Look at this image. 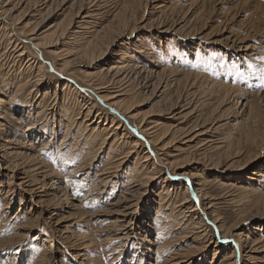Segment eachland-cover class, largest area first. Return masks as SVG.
<instances>
[{
  "label": "rangeland",
  "instance_id": "rangeland-1",
  "mask_svg": "<svg viewBox=\"0 0 264 264\" xmlns=\"http://www.w3.org/2000/svg\"><path fill=\"white\" fill-rule=\"evenodd\" d=\"M26 1L27 3L29 1L30 5L27 6V3L24 2L25 4L23 5V7H19L21 4H23V2H19V0H12V3H14L15 5L20 4L19 6L17 5L15 7V9L17 8L18 10L14 9V17L16 20L18 19L17 23L23 21L22 25L23 29H26L25 31L35 28L36 25L39 24V22L41 24H39V28L44 27L43 29L47 30L49 29V26H55L59 23H64V21V24H66V20L69 19H67L68 14L69 16L71 14H73V16H76V14L79 12H81V17L86 16L88 12L91 15L90 22L92 21V23L95 24V27H97L98 30L104 29L106 32V28L108 26H111L114 30H117L119 29L117 26H119L120 22H118L119 14L122 13V10L125 8V6H133L132 8L135 9V17L133 15L128 16V18L131 20L130 24L132 28L135 26V31L131 38L132 40H129L130 30L128 31V29H131V27L127 30H124L125 35H116V37L114 38L112 37L114 35L112 34L113 31L110 30V32L112 31L111 34L108 31V36L103 40V42L107 43V45L109 43L110 45V42L112 41L113 45L108 48L105 57L94 62V68L86 67L85 64H88L89 61L84 60L85 62L77 61L78 63L75 64L72 69L75 72L76 76L82 77L84 75V72H98L101 68H110V66L114 64L115 60H118L116 56L117 53L120 50H124L127 55V61H131L132 63L137 64L139 67H143L142 73L144 74H140L138 77L133 75L129 76L128 80L130 82L127 84L129 85L128 90L130 87H134L132 90H129L128 96L126 97L130 101L134 102V107H136L137 113H139L142 117H150L151 115V119L153 122H156V124L164 125V129L168 130L173 128L174 126H180V128L184 127L186 129L188 126H190L189 124L193 120L183 121L182 125L180 124L182 123V120H178L179 122L177 120H174L177 119L173 117L174 111L176 113H180L185 109L188 112L193 111L191 117H197L200 124H204L211 130H209L207 132L208 134L201 138L202 142L205 141L206 138L209 141H217V139L219 140V138H223L227 141H225L226 143L223 145L226 148L217 150L220 153H223L224 150L226 151L230 146L239 150L243 148L242 154L243 152L245 154L242 155V157L240 156L239 158L235 159V161L237 160L241 162V167L237 166V168H230L227 174L223 172L225 167H222V169L220 170L209 171L206 175L203 176L206 181L212 182V184L208 186L209 193H211L215 198L219 199L218 206L216 207L217 214H219L228 225L236 223L241 218V216H238V214L241 213L244 209H247L248 202L243 203L238 211L234 207L236 203H230L229 200L225 197V193L222 192V185L228 183L236 185H239L241 183L243 184L244 182H246L245 185H247L248 183H253V172L259 171L256 170L259 166H264V150L260 153L262 155V158L259 159V161L256 163L252 162V164L254 163L253 165H250V160H247L248 153L251 151L248 145L245 144V140L247 138L246 134L248 132L247 128H244V123H246V115L249 109L253 111V116H258L259 114L264 115V79L261 78V74L259 72L253 74L254 69L264 68V0H85V2L84 0H55L52 10H50L51 12H48L46 11L47 9H44V3L46 2L45 0ZM63 1L64 4H62ZM14 4H12V6ZM49 5H51V2ZM12 6H10V8ZM70 9L71 13H69ZM46 12L47 14H51L47 15L46 17ZM41 16L43 17L42 19ZM75 20L77 19L75 18ZM80 20L81 19H79V21ZM77 21H74L73 23ZM32 23L34 26L32 25ZM75 24H73L71 32L73 30H79L78 32H80L81 34H79V37L76 38L78 39L76 41L74 37L70 35L71 33L69 35H66V37L61 41V43L63 44H60L59 46L61 51H65L66 49L65 53H68L70 50H72V47H70L67 43H75L78 41L76 43L78 45L80 35V43L86 42L87 40L85 41V39H88L90 37V35L87 34L88 31L86 28L84 30V28H81L80 25L78 26V24ZM22 25L19 26L22 27ZM167 30L168 32H166ZM190 32H195V37H193L192 39H187L186 35H188V33ZM1 34L2 37L6 38L4 36L2 28L0 27V37ZM119 36H121V38H117ZM108 37L111 38L109 39ZM137 39H139V41H137ZM6 40L8 41V39ZM233 40L236 41L234 46ZM216 42H219L220 44H216ZM122 43H124L123 45H126L128 49H125V47L122 46ZM238 43L239 46H243L245 47V49L248 48V50L238 52V49L236 47L238 46ZM67 47H69V49ZM139 49L143 52H138ZM3 52L4 48L2 49L1 53ZM172 69H175V71L179 72H174L172 71ZM45 70L47 71V86H49L50 90L52 91L49 100L53 98L56 89V93L60 96H62V94H68L69 92H63L65 85L64 83H66L67 79L62 78L56 72L57 70L54 71L50 68H45ZM17 72L18 70H12L11 66H9L8 68L6 67L5 70L1 69L0 75L7 74L8 76V79L5 83L6 86H2V83H0V98H3L5 101H8V99L4 98V95L2 93L11 95L16 90V84L15 82H11V80L13 79L14 75L18 74ZM158 73V78H163V80L159 84L158 80H156V77H154ZM103 78L104 76L100 77V79ZM57 79L59 80L58 88H56V81H58ZM72 79L74 78L72 77ZM115 80L116 78L113 77V79H110V83H115ZM174 80H182L181 85L174 88L172 86H167L171 82L173 83ZM75 81L77 82V80ZM98 81L102 82L100 80ZM76 82L71 81L70 84L72 85ZM147 82L149 85L147 84L146 87L148 86V88H144V85ZM154 82H156V89H154L155 93H152L153 87L151 86V84ZM82 85L83 84L79 82L77 86L73 87V89L78 88L77 91L81 96V98L79 99L81 104L88 101H90L89 104L91 102L94 104L96 103L93 113L89 117V121H101L102 123L99 124L98 127L100 129L103 128L104 130H102V134H100L101 136H104V138H106L110 133H105V129L107 127L103 126L104 119L100 120V118L103 117L101 116V114H105L104 116H108L109 118H111V116L114 117V114L108 109V107H106L104 102L97 100V97H95L93 93L90 92V88L86 89V87H83L85 85ZM164 88L166 91L162 95H160ZM42 89L44 92V90H47V87L45 88L43 85ZM76 94L74 92V95ZM221 96H226V100L224 101V103H221L218 100V98ZM232 96L235 97L236 100H238V106L234 103L233 98L231 99ZM65 99H60L57 103H60V106H65L68 108L70 106L69 104L73 102V98L67 99L65 97ZM84 99L87 101L84 102ZM203 102L204 104H202ZM80 105L77 107L72 104V109H69L70 113L68 111L66 115L63 114L62 116L63 124H69L70 126V128L68 129L69 131L66 128H63L60 131L59 127L54 131L51 121H48V124V122L45 121H43V123L42 121L40 122L41 117H39L38 121L35 120V117L33 119L34 123L35 121H37L34 135L40 136L38 140L42 137L45 139L44 141H51L55 137V141L53 140L51 144L53 146V149H55L54 145L60 146H58L60 151L59 158L66 153H72L73 155H75V152L80 151V147H82L81 135H83V133L81 132H83L82 130L85 127L80 130L78 129L76 124L80 125V123L83 121V115L80 120H69L68 117L69 115H73L72 118H76L77 116H74V114L76 115L78 110L81 111ZM46 106L47 104L44 107ZM22 108H28L30 109V111H32L33 104L30 101H28V103L20 101L15 102L12 106H10L8 112L10 119L6 122L1 120V122L5 124V126H3V130L1 131V134H4L6 131H11L9 128V124L11 123V116H13L14 114L17 115V113L19 114L21 110H23ZM96 109L98 110L96 111ZM187 109H189L190 111ZM214 109L216 111H214ZM32 113H34L33 115L35 116L36 112L33 111ZM56 119L58 120V117ZM116 120L118 121L117 123H119L120 125L122 124V129H126V133L128 134V136L131 137V139H133L134 141H137L138 145H140L142 151L139 155V159H141L143 151H145L147 147V142H145L143 137L138 133L135 134L130 129V127H126L124 122H120L118 118H116ZM215 120H217V122ZM97 123L93 127H96ZM212 123L217 124L216 126L212 127ZM26 124L25 126H22V124L19 125L20 129L17 130V136L20 135L26 128ZM134 125V127L137 128V125ZM259 128L260 130L256 132V135H264V123H262ZM91 129L92 127L90 128V130ZM14 130H16V128H14ZM76 130L80 131L79 134L76 133ZM58 131L60 133H58ZM92 132L93 131L91 130L89 133ZM67 133L70 134L68 135ZM141 134L144 136L142 129ZM73 135L74 137H72ZM168 135H170V132L168 133ZM51 136L53 137L50 139ZM5 137H10V135L4 136V138ZM18 137L16 138V140H20ZM144 138H146V136H144ZM171 138L172 137L170 135L166 141H170ZM181 138L182 136L179 137L176 142H174L176 144L172 146L171 149L168 150V152H171V154H173L175 153L173 147L175 148L177 146H182L181 143H183V141ZM34 140H36V143L38 142L37 139L33 138V141ZM113 140L114 138H111L109 144L112 143ZM21 142L17 141V146L15 147H17V151H21V153H24L25 155V152L27 151L26 146L28 145L29 141H24L22 139ZM100 142L101 141H99L98 139H92L90 143H95V145L97 144V148ZM63 143L69 145L66 146ZM123 144H125V142ZM123 144H121L119 148L114 151V153L112 152L111 160H114V157L120 155L124 150V153H126L131 150V147H133L132 142L126 141L125 146ZM118 145L119 144L117 143L115 146L118 147ZM194 145L196 144L193 143L189 149L182 150V152L180 153L177 152V154L175 153L172 159H167L171 160V162H181L185 158H196V154H198V151L200 149L196 150ZM36 146L38 148L37 151L39 152L38 156L42 155V157H46V153L44 152L45 150L40 149V144L38 143L36 144ZM75 147L77 150L75 149ZM206 147L207 146H205V148ZM66 148L70 151L68 152ZM253 148L254 147H252V149ZM255 150L253 149L252 151L254 158L256 154ZM217 151L211 149L209 154L216 153ZM82 154L81 156L85 159V161H83V164L78 163V159L76 158L71 162L69 161V164L67 162V164L70 166L69 169L72 170L66 168L61 169V167H59L58 165V161H54L56 163L55 170L57 171L55 172L62 176L61 185L64 188H67L68 195L71 198L70 201H75L76 203L74 202V204L81 205V212L84 211L85 213H87L84 218L89 217L88 220L92 218L90 219L91 221H89L88 224H85L78 218H74L75 216L72 217V211L67 208L69 205H67L65 201L62 202L63 204H60V198L63 194L61 193L58 195V185L57 187H54L55 190L53 191L55 192L51 191L52 189L50 190L52 195L48 196L47 198L50 197L49 200L53 201L51 203L52 206L43 217L47 219L53 211H56L58 212L56 216L57 219L70 217L72 221L76 220L74 223H76L77 225L75 227L74 233H76L77 231L78 234L76 236H78V238L82 240V245L86 243L88 244L87 246H85V248L80 245L78 249H80L81 252L86 255H84L79 260H75V258H73L72 256V254L74 253V249L72 248V252L70 247L71 245L64 240V237H62L61 234L54 233L52 228L49 227L46 222H40L38 227L33 231L24 230V232H30V235L28 234V237L22 239L21 242L17 241L19 242L17 243L13 240L16 239L17 235L19 234L16 228L19 226L27 225L29 221L25 215L30 216L29 213H31L32 210L38 208L36 207L35 201H28L29 196L26 194L23 195L28 199H24V201H22L23 203L21 202L20 190L16 187V184L20 182L19 179L23 175H21L22 172H19V174L8 173L7 176L3 178V183L0 186L1 190L3 191L2 195L0 193V245H2V247H0V264H37L38 262V264H113L114 262V264H164V261H166L167 257L171 256L174 252L177 251V249L172 245V242L174 243L178 239L179 235H181L180 233L178 235V232L180 231H176L178 227L183 225V223L181 224L182 220L179 217L180 212H178L177 206L182 203L184 194L187 192L186 190L188 188L186 185V180H168L172 185L176 187L173 188L176 190V200L173 201V204L175 202L177 203V206H167L168 200H165V195L163 196L164 200L161 198L159 199L158 196H156L159 191L158 185L161 186V184H164L165 180H158L155 187L151 186L146 195L143 194V196L141 194L136 197L137 199H132L134 200L133 205H136L138 210L136 211L137 220H134V225L130 226L132 227L131 229L136 227L139 223L138 228L145 227L148 230L153 228L152 231H154L156 225L153 224V220L154 218H159L160 220L163 219L162 222H164L165 228L161 229L158 235H161L163 233V236H158L157 239L154 238L150 243H148L142 240L145 234L141 232V235L138 234L140 236H137L133 240L131 239L130 241L123 244L119 240L110 242L108 236H112V233L114 232L113 230L118 225L123 224H115L114 221L116 216L114 214L105 212L106 207L109 208L115 202V200H117L118 196H121V193L124 194L131 190V187L137 185L138 183H136V180H139L138 178L141 177L142 174L140 173L139 175L138 172V177L134 174H132V177L129 176L128 173L125 175L126 172L120 171V173L114 174L116 175L115 179L112 178L108 179L107 181L103 180V176L99 178L101 171H104L103 169L107 170L108 168H110L112 163V161L110 160L109 164L107 163L106 165L105 161L108 158V154L104 155V153L100 154L97 159L99 160V158H101L102 160V158H104L103 162H101L100 160L94 163V165L98 164V166H95L96 168L93 167V165L92 168L85 169L87 170V172L85 170H83L85 172H79V170L86 165L87 161L86 151L83 150ZM22 158H25V156H20L18 158V162H22ZM129 158L130 161L132 160V163H135L137 161L134 160V156L133 159L132 157ZM224 158H227V155L222 157V159ZM31 164L32 162H30L29 165ZM194 165L196 164H192L188 168H192L194 167ZM97 167L99 171L97 170ZM75 168H77L78 170ZM159 170L160 173L157 178L159 179L160 175L165 178L168 172L163 167H161ZM147 171L148 170H146V172ZM69 173H72L71 177ZM193 173L196 172L193 171ZM93 178L96 179L93 180ZM132 178L134 179V181ZM98 183L100 184L99 186L97 185ZM260 183V189L262 188V190L264 191L263 178H261ZM178 184L179 186H181L182 184V187H178ZM76 185L79 186V188ZM39 187L41 186L38 185L36 188ZM39 190L42 189L40 188ZM250 191L254 190L251 188ZM191 197V201L195 202L196 200L194 196L192 195ZM170 198L171 196L169 197V199ZM4 199H6V201ZM88 199L91 202H89ZM249 199L255 200L256 198L249 196L248 200ZM239 201H242V199H240ZM8 203H11L9 209H7L8 205H6ZM20 203L22 204L20 205ZM53 203L55 205V208H52L54 206ZM57 205H59L60 208L56 209ZM124 206L126 205H123V207ZM41 207L45 208L44 204H41ZM173 208H176V210H174L173 217H171L169 213H171ZM133 209H135V207ZM163 212H165V214ZM13 217H15V220L10 221ZM129 219V217L126 218V225H128ZM171 220L173 224L171 223ZM261 223H264V221ZM178 224L181 225L177 226ZM253 225L255 224L253 223ZM172 226L173 228H171ZM210 227V234L212 235L211 237L217 239L219 237L217 231L214 227ZM252 228L253 227L251 222L244 223L242 226V229H244L243 233L246 236H250L251 238L253 233ZM173 233L176 236L171 239L170 236ZM166 236L167 238H169L170 242L166 241L164 243L163 241L167 239L165 238ZM120 237L121 236H119V238ZM150 239H152V237ZM155 239L157 241H155ZM182 243L184 245L181 247V249L189 250L190 245L193 242L183 241ZM166 244H170L169 247L166 246ZM204 244L205 242H202V245ZM146 246L148 248V251H146L145 249ZM159 246H161L160 249L162 248V251L158 250ZM180 246L181 244L178 247ZM73 247H75V244ZM230 247L231 244L228 243L222 245L223 249H230ZM230 252L231 250L229 251V253ZM193 257L194 258L190 260L196 262V264L201 263V261L203 264H210L214 261L213 251L206 253L204 256L200 255ZM218 260H220V258ZM188 263L189 261L183 264Z\"/></svg>",
  "mask_w": 264,
  "mask_h": 264
},
{
  "label": "bare ground",
  "instance_id": "bare-ground-1",
  "mask_svg": "<svg viewBox=\"0 0 264 264\" xmlns=\"http://www.w3.org/2000/svg\"><path fill=\"white\" fill-rule=\"evenodd\" d=\"M45 1L46 2L44 3L45 4L44 9H47L46 11L51 12L50 10H52V7L54 5L55 0H50V1L45 0ZM19 2H23V4H21V5L17 4L18 6L20 5L19 7H23V5L25 3H27L26 0H19ZM50 2H51V5H49ZM84 2H85V0H84ZM14 3H12V0H0V27L2 28V30L4 32V36L6 37V38L2 37L3 33L1 32L2 34L0 37V72H1V69L5 70V68L6 67L8 68L9 66H11L12 70L14 69V71L18 70V72H17L18 74L14 75V76L12 75L13 79L11 80V82H15V84H16L15 92L12 93L11 95H6V94L2 93L4 95V98L8 99V101H5L3 98H0V186L3 183V178L6 177L8 173H10V174L11 173H18L19 174V172H22L21 175L23 174L25 176L22 175L19 179L20 182L16 184V187L20 190L21 202L24 201V199H28L23 195V194H26L29 196L28 201L29 200L35 201L36 207L38 209L32 210L31 213H29L30 216L25 215L29 221L27 220L28 221L27 225L19 226L16 228V230L19 232V234L16 232L18 234L17 238L13 239V240L16 242L17 241L21 242V240L24 238H27L28 234L30 233V232L29 233L24 232V230L33 231L35 228L38 227L40 222L41 223L46 222L49 225V227L52 228L54 233L61 234V236L64 237V240L71 245L70 247H71L72 252L74 249V253L73 254L71 253V254H72L73 258H75V260L76 259L79 260L84 255H86V254H83V252H81L80 249H78V247L80 245L83 246V248H85V246H87L88 244L86 243V244L82 245L81 244L82 240H80L78 238V236H76L78 234L77 231H76V233H74L75 227L77 225L76 223H74L76 220L72 221L70 219V217H66V218L63 217L61 219H57L56 216H57L58 212H56V211H53L47 219H45V217H43L45 215V213L50 210L49 208H51V206H52L51 203L53 201L49 200L50 197L47 198L48 196L52 195L50 190L51 189H52L51 191L55 190L54 187H57V185H58V191H59L58 195L61 193L63 194V195H61V198L58 197L61 200L60 204H63L62 202L65 201L67 203V205H69L67 208L70 211H72V213H73L72 217L75 216L74 218H78L79 220H81L85 224L86 223L88 224V222L91 221L90 219H92V218H90L88 220L89 217L84 218V216L87 213H85L84 211L81 212V209H80L81 205H76V204H74L75 201L74 202L70 201L71 198L68 195L67 188H64L61 185V177L62 176L60 174L56 173L57 172L55 170L56 163L54 161H58V163H59L58 165H59V167H61V169L62 168L69 169L70 168V166L68 165L69 161L71 162L75 158L78 159V161H77L78 163L83 164V161H85V159L82 157L83 156L82 151L84 150V151H86V154H87L86 155L87 161H86V165L85 166L83 165L84 167L81 166L82 168L81 169L79 168L80 169L79 172L83 171L85 169H88V168H92V166L94 165L95 162L101 160V158H99V160H97V159H98L99 155L103 154V153H104V155L108 154L107 155L108 158L106 157L107 159L105 161V163L107 165V163L109 164L110 160L112 159V156H111L112 152L114 153V151L117 148H119V146L121 144H123L124 142H125V144H123V145L125 146L126 141H128V142L133 143V147H131V150L126 152V153H124V151H125L124 150L120 155L115 156L114 160H111L112 161L111 167L108 168L107 170L103 169L104 171H101V174L99 177V178H101L103 176V178H104L103 180L108 181V179H112V178L115 179L116 175H114V174H118V173H120V171L126 172L125 175L128 173L129 176H132V174L137 175L138 172H139V175H140V173L142 174V176L138 178L139 180H136V183H138L137 185H135L134 187H131V190H129L128 192H126L124 194H122L120 192L121 196L120 197L118 196L117 200H115V202L109 208L106 207L105 212H108L109 214H114L116 216L115 221H114L115 224H117V223L123 224V225H118L113 230L114 232L112 233V236H108L109 237L108 239H110V242L115 241V240H119L123 244L125 242L130 241L131 239L133 240L137 236H140L141 232L145 234V236L143 237L142 240H144L148 243H150L151 240H153L154 238L157 239L158 236H161L163 233L161 232L162 233L161 235L160 234L158 235V233H160L161 229L165 228V226H164L165 224H164V222H162L163 219L160 220L159 218H156V219L154 218V220H153V224L156 225V228H154L155 229L154 231H152L153 228H151L150 230H148L145 227L138 228L139 223L137 224L136 227L131 229L132 227H130V226L134 225L135 219L137 220L136 211L138 210L136 205H133V203H134L133 201L135 199H137L136 197H138L141 194L146 195L151 186L155 187L158 180H165L164 184H161V186L158 185L159 191L156 194V196H158L159 199L160 198L163 199L164 197H166L165 200H168L167 206H170V205H171V207H173L174 205L177 206V203L174 202V204H173V201L176 200V190L173 189L175 186L172 185L171 182L168 180L177 179V177H178V179L186 180V185L188 188L186 190L187 192L185 191L186 193L184 194V199H183L182 203L179 206H177V208H178L177 210H178V212H180L179 217L182 220V222H181V220H180V222H181V224L183 223V225H181V224L177 225V226L181 225L176 230L177 232L180 231V232H178V235H179V233L181 235H179L178 239L174 243L172 242V245L177 249V251L174 252L171 256L167 257V259L165 258L166 261H164V264H183L187 261H189L188 264H193V263L196 264V262H193L190 260V259L194 258L193 256H200V255L204 256L206 253H208L210 251H213V259H214V261L210 264H244V263L245 264H264V235H263L264 223H261L264 221V191L262 190V188L260 189V186H261L260 180H261V178L264 179V171H262V170H264V166H259L256 169L259 171L253 172V175H254V177H252L254 180L253 183H248L247 185H245L246 182H244L243 184L241 183L239 185L232 184V183L223 184V185L221 184L222 188H223L222 192L225 193V197L229 200L230 203H236L234 205L235 209H237V210L240 209V207L242 206L243 203L248 202L247 209H244L241 213L238 214V216H241V218L236 223L228 225L224 221V219L219 214H217V211H216L217 208L216 207L218 206V200L219 199L215 198L208 191V186L211 185L212 182L206 181V179L203 176L206 175L207 172H209V171L220 170V169H222V167H225L223 170V172H225V174L228 173L230 168H233V167L237 168V166L241 167V162L237 161V160L235 161V159L239 158L240 156L242 157V155L245 154L244 152L242 154L243 148L241 150H239V149L232 148L230 146L229 148L227 147L228 149L226 151L224 150L223 153H220L217 150H219L221 148H223V149L226 148L223 145L227 141L224 140L223 138H219V140L217 139V141H211V140L209 141L206 138V140L202 142L201 138H203L206 134H208L207 132L210 130V128H207L204 124H200L197 117H191L193 111H190L189 109H187V110H189L190 112L186 111V109L180 113H176L175 111L174 112L172 111L174 113L173 117L177 118L174 120H177V121L182 120V123H180L182 125H183V121H187V120L191 121L193 119L191 121V123L189 124L190 126H188L186 129L184 127L180 128V126H174L173 128L167 130V129H164V125L156 124V122H153L151 119V115H150V117L149 116L142 117L139 113H137V109H136V107H134V102L130 101L126 97V96H128L129 90H132L134 87H130L128 90L129 85H127V84L130 82L128 80L129 76L133 75V76L138 77L140 74H142V75L144 74V73H142L143 67H139L137 64L132 63L131 61H127V59H126L127 55H126L124 50H120L117 53L116 56H117L118 60H115L114 64L112 66H110V68H101L100 71H98V72H84V75L82 77L76 76L75 72L73 71L72 68L75 64L78 63L77 61H83V62H85L84 60L89 61L88 64H85V66L88 68H94V66H95L94 62L105 57L108 48L111 45H113L112 41L110 42V45H109V43L107 45V43L103 42V40L108 36V31L109 32H110V30L113 31V32L112 31L111 32H112V34H114L112 36L114 38V37H116V35H121V36L125 35L124 30H127L128 28L131 27V29H128V31L130 30L129 40L132 38L134 31H135V26L132 28V26L130 24L131 20L128 18V16L129 15L134 16L135 9L132 8L133 6H131V7L125 6V8L122 10V13L119 14L118 22L119 21L120 22H119V26H117L119 29H117V30H114L111 26H108L106 28V32L104 29L98 30V28L95 27V24H93L92 21L90 22L91 15L88 12H87V15L84 17H81V14H80L81 12H79L76 14V16H73V14H71L69 16V14H68L67 19L68 18L69 19L66 20L67 25L64 24L65 23V21H64V23H61V24L59 23L58 25L51 26V27L49 26V29L47 30V29H43L44 27L39 28V24H40V22H39V24H37L38 26L36 25L35 28L25 31L26 29H23V25H22L23 21H21V22L19 21L20 23H17L18 19L16 20L14 17V12H15L14 9L17 6ZM12 4H14V5L12 6ZM62 4H64V1ZM28 5H30L29 1L27 3V6ZM10 6H12V7L10 8ZM15 10H18V9L16 8ZM69 13H71V9H70ZM49 14H51V13H49ZM49 14H47V12H46V17ZM53 15H55V14H53ZM42 18L43 17L41 16V19ZM75 18L78 21L75 20ZM79 19H81V20L79 21ZM74 21H77L75 23L78 24V26L80 25L81 28H84V30L86 28L88 31L87 34H89L90 37L88 39L87 38L85 39V41L87 40L86 42H83L84 41L83 40L82 41L83 43H80V40H81V35H80L78 45L76 44L78 41L75 43H67L70 47H72V50H70L68 53L67 52L65 53L66 49H65V51H61L59 46H60V44H63V43H61V41L66 37V35L67 34L69 35L71 33L70 35L73 36L75 41H76V40H78L76 38H78L79 34H81L80 32H78L79 30L78 31L73 30L71 32L72 26H73V24H75V23H73ZM29 24H30V22H29ZM19 25H22V27H20ZM32 25H33V23H32ZM78 28H80V27H78ZM111 32H110V34H111ZM166 32H168V30ZM71 36H68V37H71ZM121 36H119L117 38H121ZM193 37H195V32L194 33L190 32V33H188V35H186L187 39H192ZM108 38L110 39L111 37H108ZM6 39H8V41ZM137 41H139V39H137ZM233 41H234L233 42V46H234L236 41L235 40H233ZM123 44L124 43H122V46H124L125 49H128V47H126V45H123ZM216 44H220V43L216 42ZM5 45H6V47H5ZM27 45H29V46H27ZM64 45H66V44H64ZM236 47L238 49V52L248 50V48L245 49V47L239 46V43H238V46H236ZM3 48H4V52L1 53ZM67 48L69 49V47H67ZM138 52H143V51L139 49ZM67 54H68V56H67ZM45 68H47V69L50 68L51 70H54V71L57 70L56 72L62 78L67 79L66 83H64L65 85H64L63 92H65V91L67 93L69 92L68 94H64V95L62 94V96H60L59 94L56 93V91H57V89H56L55 93L53 95V98L51 100H49L51 97L52 91L50 90L49 86H47V82H46L47 71L45 70ZM172 71L179 72V71H175V69H172ZM158 75H159V73L156 74L154 77H156V80H158V84H159L163 80V78L162 77L158 78ZM65 76H68L69 78L65 77ZM101 76H104V78L100 79ZM72 77L75 80H77L78 83L80 82L83 85H85V86H83V85L82 86L86 87V89L90 88L89 89L90 92L93 93V95L95 97H97V100L104 102L106 107H108V109L110 111H112V113L114 114V117H112L110 115L111 118H109L108 116H104L105 114L104 115L101 114V116H103V117H101L100 120L104 119L103 126L107 127L105 129V133L106 134L110 133L109 136H107L106 138H104V136H101V134H102L101 132L104 129L103 128L100 129L98 127V125L101 124L102 122L101 121H99V122L98 121H94V122L89 121V117L92 115L93 110L96 106V103L94 104L91 102L92 104L91 103L89 104L90 101L86 102L87 100L84 99V102H86V103L81 104V102L79 101L81 96H80L79 92L77 91L78 88L73 89V87L77 86L78 83L74 79H72ZM113 77L116 78L115 83H113V82L110 83L111 82L110 79H113ZM147 78H148V76H147ZM7 79H8L7 74L0 75V83H2V86H6L5 83H6ZM98 80H100L102 82H99ZM71 81L76 82V83L71 85L70 84ZM58 82H59V80L56 81V88H58ZM148 82L145 83L144 88H148V86L146 87ZM181 82H182V80H179V81L174 80L173 81L174 84L171 82L170 84H172V85L168 84L167 86H170V87L172 86L173 88L179 87L181 85ZM43 85L45 88L47 87V90L46 91L44 90V92L42 89ZM151 86L153 87L152 93H155L154 89H156V82L152 83ZM165 91L166 90L164 88V90L161 92L160 95H162ZM74 92H75V94L77 93L76 94L77 96L74 95ZM65 97L67 99L73 98V100H72L73 102L71 104H69L70 106L68 108L65 106H60V103H57V102H59L60 99H65ZM232 98H233L234 103L238 106L239 105V103H237L238 100H236L235 97H233V96L231 97V99ZM218 100H219V102L224 103V101L226 100V96H221L218 98ZM20 101H23L25 103L26 102L28 103V101L32 102L33 110L30 111V109H28V108L27 109L22 108L23 110H21V112L19 114L17 113V115H15V114L13 115L11 113L13 115V116H11V123L9 124V128L11 131L10 132L6 131L4 134H1V131L3 130V126H5V124H3L1 122V120L4 122L8 121L10 119L9 115H8L10 106H12L15 102H20ZM46 104H47V106L44 107ZM72 104H74V106H77V107L81 104L80 105L81 111L78 110L76 115L74 114V116H77L76 118H72L73 115H69V116L67 115V116L69 117V120H72V119L80 120L82 118V115H83V121L80 123V125L76 124V126L80 130L83 127H85L82 130L83 132H81V133H83V135H81L82 136L81 137L82 147H80V151L75 152V155H77V156L73 155L72 153L71 154L66 153L59 158V155H60V151L58 148L59 145H54L55 149H53V146L51 144V142L53 140L55 141V137L51 141H44L45 139L42 137L38 140V138L40 136L34 135V133H35L34 131H35L36 123H37L39 117H41L40 122L42 121V123H43V121H45V122L51 121V124L53 125L54 131L58 127L60 128V131L63 128H66L68 130L70 128V126H69V124L68 125L63 124V117L62 116H63V114L66 115L67 112L69 111V109L70 110L72 109V107H71ZM202 104H204V102ZM97 110L98 109H96V111ZM174 110H175V108H174ZM33 111L36 112L35 116L33 115L34 113H32ZM214 111H216V110L214 109ZM69 113H70V111H69ZM202 115H200V116H202ZM34 117H35V120H37V121H35V123L33 122ZM57 117H58V120L56 119ZM116 118H118L120 120V122H124L126 127H130V129L135 134L138 133L140 136L143 137L145 142H147L146 143L147 147H146L145 151H143L141 159H139V155L142 151L140 148V145H138L137 141H134L133 139H131V137L128 136V134L126 133V129H122V127H121L122 124L120 125L119 123H117L118 121L116 120ZM215 121L217 122V120H215ZM245 121H246V123H244V126H245L244 128H247V132H248L246 134L247 138L245 140V144L248 145V147L251 151L248 153L247 160L248 161L250 160L249 161V163L251 162L250 165H253L254 163L258 162L259 159L262 158V155L260 153L264 150V135H262V136L256 135V132H258L260 130L259 126L262 123H264V115L259 114L258 116H253V111L251 109H249V111L247 112ZM96 123H97V126L93 127V126H95ZM21 124H22V126H25V124H26V128L22 131V133L20 135H18L21 137L20 138L17 136V133H18L17 130L20 129L19 125H21ZM48 124H49V122H48ZM48 124H47V126H48ZM134 124L137 125V128L134 127L135 126ZM216 124L217 123H212V125H213L212 127L216 126ZM43 125H45V124H43ZM91 127H92L91 130L93 132L89 133L91 131L90 130ZM236 127H237V124H236ZM14 128H16V130H14ZM141 129L144 133V136H146V138H144V136L141 134ZM79 132H80L79 130L78 131L76 130V133L79 134ZM169 132H170V135L172 138L170 139V141L167 142L166 140L170 136V135H168ZM58 133H60V132L58 131ZM9 135H10V137L4 138V136H9ZM181 136H182L181 139L183 141V143H181L182 146L176 145L177 147H175V148L173 147V150L176 154H177V152L178 153L182 152V150L189 149L193 143L196 144V145H194L196 150H198V149H200V150L198 151V154H196L197 155L196 158H191V159L185 158L181 162H179V161L171 162V160H168V159L169 158L172 159L174 157L175 153L171 154V152H168V150H170L171 147L176 144L174 142H176V140H178V138ZM17 137L20 140H16ZM52 137L53 136H51L50 139ZM72 137H74V135ZM33 138L37 139L38 142L36 143V140L33 141ZM111 138H114V140L112 143L109 144ZM22 139L24 141H27V140L29 141L28 145L26 146L27 151L25 150L26 151L25 155H24V153L22 154L21 151H17V147H15V146H17L16 145L17 141L21 142ZM31 139H32V141H31ZM92 139H98L99 141H101L97 148H96L97 144L95 145V143L94 144L90 143L92 141ZM84 140H86V141H84ZM179 142H181V141H179ZM38 143L40 144V149L45 150L44 152L46 153V157L45 156L42 157V155L38 156L39 152L37 151L38 148L36 146V144H38ZM117 143L119 144L118 147L115 146ZM19 145H21V144H19ZM64 145H66V144H64ZM67 145H69V144H67ZM205 146H207V147L205 148ZM38 147H39V145H38ZM89 147H90V149H89ZM252 147H254L253 148L254 150L256 148L255 158L253 156ZM75 149H76V147H75ZM211 149L215 150L217 152L213 153V154H209ZM66 150H68V149L66 148ZM78 150H79V148H78ZM69 151L70 150H68V152ZM81 154H82V156H81ZM22 155L25 156V158L21 159L22 162H18V158ZM225 155H227V158L222 159V157H224ZM133 156H134V160H137L136 162H138V163H136V162L132 163V160L130 161L129 157H132V159H133ZM215 156H217V157H215ZM103 160H104V158H102L101 162H103ZM30 162H32L31 165H29ZM67 162H68V164H67ZM150 162H151V164H150ZM252 162H254V163L252 164ZM192 164H196V165H194V167H192V168H188ZM96 165L98 166V164H96ZM96 165H94L93 167H95ZM250 165H247V166H250ZM108 167H109V165H108ZM161 167L165 168V170L168 173H167L165 178H163L160 175L159 179H158L157 177L160 173L159 169ZM75 169H77V168H75ZM69 170H72V169H69ZM97 170H98V167H97ZM146 170H148V171L146 172ZM85 171L87 172V170H85ZM85 171H83V172H85ZM193 171H195L196 173H193ZM61 173H62V171H61ZM112 173H113V175H112ZM69 174L71 177L72 173H69ZM218 174H219V172H218ZM75 175H77V174H75ZM121 175H122V173H121ZM137 177H138V175H137ZM73 178H74V176H73ZM223 178H226V177H223ZM95 179L96 178H93V180H95ZM72 180H74V179H72ZM223 180H225V179H223ZM75 181H77V180H75ZM133 181H134V179H133ZM109 182H110V180H109ZM130 183H132V182H130ZM77 184H81V183H77ZM91 184H93V183H91ZM127 184H126V186H127ZM38 185L41 187L36 188ZM97 185L99 186L100 184L98 183ZM22 187H26V188H22ZM77 187L79 188V186H77ZM178 187H182V184H181V186H179V184H178ZM40 188L42 190H39ZM127 188H126V190H127ZM249 188L250 189L252 188L254 191H250ZM68 189H69V187H68ZM53 192H55V191H53ZM0 193H1V195L3 194V191L1 190V188H0ZM189 194H191V195H189ZM192 195L194 196V198L196 200L195 202L191 201ZM170 196H171V198L169 199ZM249 196H252L256 199L255 200H250V199L248 200ZM106 198H107V196H106ZM51 199H52V197H51ZM132 199H134V200H132ZM235 199H237V200H235ZM240 199H242V201H239ZM4 200L6 201V199H4ZM84 201H85V199H84ZM88 201H89V199H88ZM1 202H2V199H1ZM81 202H83V201H81ZM89 202H91V201H89ZM22 203H20V205ZM164 203H166V202H164ZM41 204H44L45 208H42ZM6 205H8V207L6 206L7 209H9L11 203H8ZM53 205H54V203H53ZM123 205H126V206L123 207ZM134 207H135V209H133ZM52 208H55V205ZM57 208H60V206L57 205L56 209ZM122 208H124V209H122ZM174 210H176V208H173L171 213H169L171 215V217H173ZM163 213L165 214V212H163ZM175 213H177V212H175ZM204 213H205V215H204ZM22 214H23V212H22ZM178 215H179V213H178ZM164 216H166V215H164ZM127 217L130 218L128 220L129 221L128 225H126L127 221H125ZM176 219H177V217H176ZM14 220H15V217H13L12 220H10V221H14ZM172 220H171V223L173 224ZM25 222H26V220H25ZM176 222H178V221H176ZM246 222H251L252 227H253L252 228L253 233H252L251 238H250V236H246L243 233L244 229H242V226ZM253 223L255 225H253ZM210 226L214 227L215 230L217 231V234L219 236L217 239H214L211 237L212 235L210 234V228H211ZM171 228H173V226ZM123 232H125V233H123ZM163 232H164V230H163ZM174 233L171 234V236L169 235L171 237V239L174 238V236H176ZM138 234H140V235H138ZM58 236H60V235H58ZM119 236H121V237L119 238ZM151 237H152V239H150ZM162 238H164V237H162ZM165 238H167V236ZM156 239H155V241H157ZM167 239L166 240L163 239V240H165L163 242L165 243L166 241H169V238H167ZM171 241H173V240H171ZM183 241H192L193 242L190 245L189 250L181 249V247L184 245L182 243ZM202 242H205V244L202 245ZM17 243H19V242H17ZM227 243L231 244L230 249H223L222 245L227 244ZM74 244H75V247H73ZM180 244H181V246L178 247ZM169 245L170 244H166V246H168V247H169ZM186 245H188V244H186ZM0 247H2V245H0ZM160 247L161 246H159L158 250L162 249V248L160 249ZM145 249H146V251H148L147 246L145 247ZM230 250H231V252L229 253ZM156 251H157V248H156ZM225 252H227V253H225ZM161 254H163V253H161ZM157 256H158V254H157ZM219 258H220V260H218ZM162 259H164V258H162ZM156 263H157V261H156ZM199 264H203L202 261Z\"/></svg>",
  "mask_w": 264,
  "mask_h": 264
},
{
  "label": "snow or ice",
  "instance_id": "snow-or-ice-1",
  "mask_svg": "<svg viewBox=\"0 0 264 264\" xmlns=\"http://www.w3.org/2000/svg\"><path fill=\"white\" fill-rule=\"evenodd\" d=\"M257 72H259L261 74V78L264 79V68L254 69L253 74H256Z\"/></svg>",
  "mask_w": 264,
  "mask_h": 264
}]
</instances>
